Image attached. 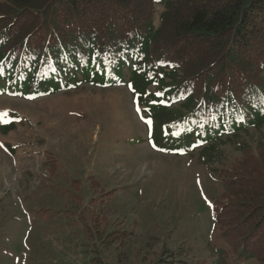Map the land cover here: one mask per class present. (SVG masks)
Segmentation results:
<instances>
[{"label": "trees", "instance_id": "1", "mask_svg": "<svg viewBox=\"0 0 264 264\" xmlns=\"http://www.w3.org/2000/svg\"><path fill=\"white\" fill-rule=\"evenodd\" d=\"M84 85L125 87L155 152L210 166L236 143L210 219L234 258L211 245L194 264H264V136L245 137L264 128V0H0V98ZM166 252L151 264H188L186 248Z\"/></svg>", "mask_w": 264, "mask_h": 264}, {"label": "rangeland", "instance_id": "2", "mask_svg": "<svg viewBox=\"0 0 264 264\" xmlns=\"http://www.w3.org/2000/svg\"><path fill=\"white\" fill-rule=\"evenodd\" d=\"M137 108L122 86L0 98V112L16 118L0 134V235L8 234L0 264H151L161 251L184 248L194 264L209 260L211 245L229 253L211 204L237 144L221 145L210 166L197 153L155 152L139 139ZM263 136L264 128L245 137L255 144Z\"/></svg>", "mask_w": 264, "mask_h": 264}, {"label": "snow or ice", "instance_id": "3", "mask_svg": "<svg viewBox=\"0 0 264 264\" xmlns=\"http://www.w3.org/2000/svg\"><path fill=\"white\" fill-rule=\"evenodd\" d=\"M157 95H161L158 93ZM140 109L137 108V111ZM144 119L143 117H141ZM13 122L11 118H9V113L7 111L0 112V123H11ZM145 123H147L149 126H151L152 121L150 119L145 120ZM149 134H151V128L149 129ZM155 146V145H154ZM0 147H3V145H0Z\"/></svg>", "mask_w": 264, "mask_h": 264}]
</instances>
